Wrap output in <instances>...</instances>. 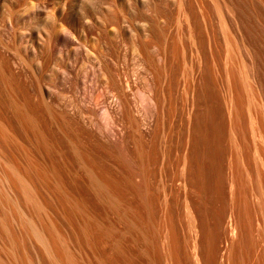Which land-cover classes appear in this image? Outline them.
Masks as SVG:
<instances>
[{
	"label": "bare ground",
	"instance_id": "bare-ground-1",
	"mask_svg": "<svg viewBox=\"0 0 264 264\" xmlns=\"http://www.w3.org/2000/svg\"><path fill=\"white\" fill-rule=\"evenodd\" d=\"M160 1H162L163 5L166 2V0H165V2L163 0H160ZM182 1H185V0H177V2L179 3L178 5L180 7V8H178L179 9L178 15L180 16V18L182 17L184 19V21H183V19L181 18L182 19L181 21L183 23H181V21L179 20V22H180L179 24H181L179 27H181L185 22L186 26H187L186 28L188 29L187 31H189L188 32L189 37L195 38L196 37L195 36L196 31L194 29L195 23H193L194 21L192 19L193 18L192 17L193 12L192 13L190 12V11H192V9L185 6V3ZM156 2L154 0H126V2L124 3L125 6L127 7V9H126L127 12L125 11L126 14L120 10L119 11L121 13L118 11V7H117L118 3L115 0H42L41 3L37 4V6H33V7L28 8L27 10H25L24 14L20 13V10H15V8H17V7L13 3L9 4L8 6L5 5V7L2 6L0 8V142L1 143L5 142L4 144H6V142L11 143L13 141L12 143H14V141H16L17 135H20L17 133V130H18L21 134H23L29 140L31 147H33V151H32L33 153L31 151H29L27 153V151L24 152V150H23V152L26 154L25 157L27 158V165L26 164H25L26 166L23 165V167L25 166L24 168H22L20 166L21 163L20 164L18 163L22 159L17 162L16 160H12L11 158H8V159H10V161L6 162L8 168L6 167L7 168L6 171L4 172V174H2L3 175L2 181H3V183L6 184L7 189H9L11 191V193H13L12 202L14 201L13 203L15 204L18 211L19 210L21 211V213L25 212V211H22L23 209H28L29 211L33 210L32 214L34 216L35 215L34 211L38 213V209L44 210L46 207L45 206L46 205L45 200H47V198H44V195L48 196L49 198L52 197L50 200L57 199V201H58L60 199L61 201L65 202L66 206L64 204H63V206L60 204L63 209L68 207V209H65V210L62 209L63 212L61 211L64 215L63 219H66L68 221L69 226L72 225L73 228H74V226L76 227L75 228L76 233H75L74 237L76 238L77 242L78 241L80 242L78 244H80V245L83 244V246H86L87 249H90L93 252V254L94 253L97 254V255L95 254L96 257L98 258L96 261L97 262L96 264H139L140 262L138 263L137 261L138 260L140 261V259L139 258H138V260L135 259L136 257H139V256L142 259L144 257L143 264H158L157 263L158 259H156L158 256L155 254L157 256L155 258L154 254L152 253V250H154V251L156 250L155 246H154V249H152V246L154 244L150 243L151 242L150 239H151L153 234L151 236H148L147 232H148L149 228L147 229L146 226L144 225L145 229H147L145 232L143 230L144 227L143 228L141 227L143 225L139 226L141 223L144 224L146 221L141 222V220H143V219H140V221L138 219V222L137 221L134 222L135 218H134V215H132V214H134V213L136 214L135 215L136 219L139 218L138 216L141 215L139 213V210H137L138 205L135 209L134 208L135 206L133 207L132 203H131V207L128 206V210H126L127 213H130V212L132 213L131 216H133V218L131 216H128L127 213L124 214L125 219L123 218L124 221H127V222H124V224L127 223V225L129 226V228L128 227L126 228L127 225L126 226L124 225L126 230L125 229H123V230H125L126 232H129V233H127V235L130 234L128 236H131V238L133 239L132 244L130 243L131 238H129L130 242H128V240H127L128 238H127L125 240L126 242L122 243L121 242L122 240H120L122 238L119 239V237L117 236L118 237L117 239L120 242H117L118 240L115 241L114 236H116V235L114 233H117V232H114V229L116 228L114 226V224L116 223L115 222L116 220H114V218H116L117 221L119 219H121L122 211L120 210V204L123 200H126L129 196H131L130 194H131L132 188H133L132 187L133 186V180L131 181L129 178L125 177L124 175H122L120 173L115 174L114 172H116V171L111 172L110 170H108L109 169L108 167H107V169H105L106 165H105V167L102 165V162H104V161H109V162L112 161V163H114L118 157L121 158L122 153H118V155H116L115 153H117L119 151V150L117 151V149L120 147L119 146L120 142L122 144V142H124L125 139L130 138V140H131V137H129V136H133L132 140H133L134 144L139 141V139H137L138 141L136 140V137L134 134L137 132L138 129H140V127L146 126L148 124V121L150 118V113H148L146 111L145 106L143 107L142 101H141V103H139L136 100L135 101L132 100L133 99L132 96H134V90H135L133 83H132V79H131L132 77L130 78L129 75L121 72L122 71L121 69H115V70L112 69L111 68L112 66H110L109 63L106 62L107 59H104V57L107 58V56L103 57L104 52H103V54L102 53L100 54V52L96 51L99 54V55L97 54L98 56H96V57H98L99 59L97 58L98 62L96 63V66L94 65L96 68H94L92 66L93 64H91L90 68L93 67L94 69L92 68L93 70H91V71L88 70L89 72L88 71L84 72L85 68H82L81 67L82 65L80 67H78V64L80 61L79 59L81 56L85 57L83 54H85L86 57L90 55L91 51L89 50L90 47L88 46L87 42H89L90 36H92V34H93V37H95L94 34L96 35L95 38L98 40V42L100 40V43L102 45L107 43L103 47H107V45L110 46L111 49L116 51L117 56H119V57L121 55V51L123 49L126 50L125 48L128 46L129 47L128 50H130V53H131V58H130V62H131L130 67H132L131 68V70H132L131 74H132V76L139 77L142 80V83H143L142 88L144 89V93L142 96H144L146 98V100L149 103V106H151L152 109L154 108L153 111H156V113H159L158 111L160 110V113H161V111L163 110L162 111L163 116L165 114H166V116H168V114L170 113V109L173 106V104H172L173 102L171 103V97L169 95L171 90H173V89H171V82L174 81V79H176V77H175L176 74L174 75L173 71L175 68V64H177L176 62L179 61L178 63H180V58L178 57L180 55L179 49H178V43L176 44L174 42H176L178 40V38L180 37V34H179V36L176 35V36H178L176 38L177 39L176 41H175V39H174V41H170L171 38H169V35L167 36V34L161 28H159L158 25H156L155 22L157 20L150 18L153 16H151V14H149V13L151 11L153 13L156 12V10L159 9L158 8L159 6H156V5L158 3L161 4V2H158L157 4H156ZM49 4H51L52 7H50ZM27 5H29V4H27ZM141 7H145L148 10V12H149L148 15L146 14L147 13L146 9H142ZM190 7L192 8V5ZM111 8L113 9L112 13H111ZM125 8H123L122 10H124ZM188 8L190 9V11ZM110 25H113V28ZM110 27H111V29H110ZM178 31H177V33H178ZM193 34H194V36H193ZM196 39L193 40L191 38V41L193 40V41L197 42ZM103 47H102V50H103ZM180 49H181V46H180ZM102 50H99V51H102ZM113 50H112V52H113ZM107 51H108V49H107ZM116 53L114 52V54H116ZM197 53H198V51H197ZM122 54H123V51H122ZM105 55H106V53H105ZM182 56H183V54H182ZM123 58H124V56H123ZM177 58L179 60H177ZM198 58H200V57H198ZM81 59H82V57H81ZM110 60H112V59H110ZM124 61H125V59H124ZM203 61H205V60L203 59ZM192 64H194V62H192ZM113 65H115V64H113ZM177 65H179V64H177ZM119 66H118V68H119ZM121 66H122V64H121ZM201 67H204V66H201ZM176 68H175V71L178 74V69H176ZM185 68H186V66H185ZM192 70H193V67H192ZM192 70H190V71H192ZM194 71L195 70H193V72ZM83 72H84V74H83ZM126 72L127 71H125V73ZM193 72H190V73L192 74ZM200 72H202V71H200ZM227 72H229V71H227ZM227 74L230 75V72ZM231 74L233 75V73H231ZM192 75L195 76L194 73ZM232 75H231V77H233ZM172 76H174L173 77L174 79L172 78ZM194 76H192L193 77L192 80L190 79L191 82H190V80L187 82L188 84L190 82L189 93H191L192 98H194L198 95V93H195V91L199 85L197 81L196 82L198 85L195 84L196 78ZM189 77L192 78L191 76H189ZM231 77H229V80H230L229 84H226L227 87L229 86V88H226L228 90L229 94H228V98L226 96L227 102L225 104L226 105L225 108L227 110V112L226 111L225 112L228 114L227 117H229V119H230V120H228L229 122L231 120L232 121L235 120L234 116H236L235 115L236 110H237L236 107L238 104V101H237L238 97L234 93L236 90H235V87L233 86L234 83L231 81L232 79H230ZM171 78L173 79L172 81H171ZM201 79H203V78H201ZM180 80H182V78ZM229 80L227 79V81H229ZM184 82H186V81H184ZM204 83H205V81H204ZM230 83H231V85L233 84L231 87H230ZM176 84H177V82H176ZM206 84L208 85V81L206 82ZM195 86H197V87L195 88ZM185 87H188L187 84ZM210 87H211V85H210ZM99 88H101V89L98 91ZM207 89H209V88L207 87ZM212 92H214V91H212ZM195 94H197V95L195 96ZM210 94H211V92H210ZM186 95H187V93H186ZM167 96H168V98H167ZM191 96L189 95L187 97L191 98ZM191 99H189V101ZM194 99H193V102L196 101ZM176 100H177V98H176ZM211 100H213V99L211 98L210 101ZM143 101H145V100H143ZM166 101H167V103H166ZM199 101H201V100H199ZM205 101H206V99H205ZM210 101L208 99V102H210ZM225 101H226V99H225ZM215 104H216V102H215ZM215 104H214V106H215ZM100 105H102V106L100 107V110H99L98 106H100ZM193 105H194V103H193ZM209 105H208V107H209ZM217 105H218V103H217ZM202 106H203V104H202ZM218 107L216 106L215 108H213L214 109L212 111L213 115L209 113L210 114L209 117L213 116L212 119L215 118V120H213L214 122H212V123L214 125L213 130L215 131L216 137L218 136L219 131L221 129V122H219L220 118L217 119L218 114H219L218 111H221V110H218ZM187 108L190 109L189 106ZM193 108L194 107L191 106V109L187 113L188 114L187 121H188V133H189L188 137L189 138H190V135H191V137L193 135L191 130L192 131L194 130L193 129L194 122H195V119L197 116L195 114L197 112V110H194ZM206 108H207V106H206ZM166 109H167V112L164 113V111H166ZM173 109H175V108H173ZM182 109H184V108H182ZM188 109H186V110H188ZM205 111H206V109L204 110V113H205ZM176 112H177V110H176ZM207 112H209V111H206V116H207ZM197 113H199V112H197ZM170 114H172V113H170ZM170 114H169V117H171ZM100 115L102 116L103 119H100V117H99ZM153 115H155V114H153ZM158 115H160L158 117L161 118L162 115L161 114H158ZM166 116H164V119H163L164 123L166 122L165 121L166 118H168ZM237 117L238 116H236L235 121H237ZM199 119H200V116H199ZM170 121H171V119H170ZM235 121H234V123H236ZM155 124H157V123H155ZM205 126H206V124H205ZM15 127H17V130L15 129ZM120 127H122V130L125 129V133H126V129L127 130L130 129L129 130L130 132L134 129L133 131H136V132L135 133L133 132V134L131 133L132 135H129V136L127 134V137H129V138H125L126 134L123 133L124 130L122 132L123 134L121 133ZM142 130L138 131V132L139 133L141 132V134L143 136L144 133H142ZM199 130H200V128H199ZM147 132H148V130H147ZM152 133H154V132H152ZM202 133H203V131H202ZM74 136L75 137L77 136V138H79V141L77 143L80 145V148L77 147L78 144H74L76 142V141L74 142V140H76ZM139 136L141 139L142 136L141 135H139ZM196 136H198V135L196 134ZM73 137H74V140H73ZM143 137H142V139H143ZM216 137H214V138H216ZM62 139L66 140L65 143H68L71 145V146H69V148L72 147L71 152L72 151L74 152L73 154L75 155L77 166H78L79 170L82 172L83 181L86 184L85 186H87L90 194H87L86 191L84 193H82L81 192L82 190L80 192H75L76 190L78 191V189L73 191L72 187L75 186L73 181L71 183V184H73V186H70L67 183L69 181L66 182L65 179L63 178L62 172L60 169V165H61L60 162H62L63 168H64V166H66V165H64V164H66V162L63 161L62 155L60 153V151H61L60 150V148H61L60 147V141H62ZM168 139H170V138L168 137ZM192 139H193V137H192ZM192 139L190 138L191 141H192ZM186 140H188V139H186ZM190 140H188V142L191 143ZM217 140H218V137L214 141H217ZM126 141L123 144H125ZM18 142H20V141H18ZM127 142H129V140ZM159 142H161V141H159ZM163 143H165V142H163ZM191 144H190V146H191ZM138 145L141 146V144H139V143H138ZM188 146H186V147L188 148ZM190 146H189V148L191 149ZM216 146L219 148L218 144ZM121 147H122V145H121ZM149 147H150V145H149ZM170 148H172V146ZM28 149L29 148L27 147V150ZM136 149L138 151V146ZM142 149H144V147H142ZM217 149H216V151L218 152V155H219L220 150L218 151ZM139 151H140V148H139ZM143 152L145 153V149ZM7 153H9V152H7ZM144 153L142 156H144ZM147 153H149V152H147ZM168 153H169V155L171 154L169 151H168ZM168 153H166V154H168ZM137 154H139V153L137 152ZM139 155L141 157V154H139ZM183 155H184V157L182 159L183 160V162H182L183 163V170L182 171H183V175L185 174L184 175L185 177L183 175L181 177H184V180L186 182L185 183H183V181H180V182L182 183V187H185L188 185V183L193 181L192 176L194 175L193 177H195V173L193 172V170H194L193 168L195 167L194 166L195 163L192 161L193 160L192 156L190 157L188 152H186V153L184 152L182 154V156ZM134 156H135V154H134ZM145 156H146V154H145ZM153 156H154V154H153ZM7 157H10V156H7ZM219 157H221V156H219ZM4 159H6V158H4ZM143 159H145V158H143ZM169 159H170V156H169ZM216 159H217V157H216ZM217 160H219V159H217ZM94 162L98 163V164H96V166H94L95 165ZM117 162H118V160L116 161V163ZM99 163H101V165H99ZM105 163H107V162H105ZM105 163H103V164H105ZM109 164H111V163H109ZM217 164L219 165V162ZM140 166H141V164H139V167ZM139 167H138V169H139ZM66 168H64V169H66ZM141 170L143 171V168H141ZM141 170H139L140 171L139 175H140V178L143 180L141 181V179H140L141 182L139 181V184H143L144 180L146 181V179H145L146 177H144V175H145L144 171H143V174H144L143 178L141 177V175H142ZM220 170L221 169H219V172H220ZM139 171L137 173H134V174H137L136 176H138V177H139V175H138ZM230 171H231V168H230ZM73 173H74V171H73ZM217 173H218V171H217ZM234 173L235 172L231 173L234 176L228 177V180L230 179L229 180V183H230V190L229 191H230V195H231V202L229 203V211H228L229 215H228V219L226 221L225 228H224L227 232L225 233L226 234L225 235L226 236L225 237L226 238V240H225L226 244L223 241V244H225L223 251H221L222 249L218 250L217 249L218 246L216 244L213 246L208 245L210 247V249H207L208 246L206 248L207 244L205 243V241H203L204 244L201 242V240H204V238L202 239V235L204 236L203 232H204L205 227H207V225L206 226L203 225L204 223L202 224V220H204V219H203V217H201L202 215H200V214L203 212L199 213L202 209L201 210L199 209L200 211H198L197 208L200 206L195 207V205H192L193 203L196 204L195 201L193 202V200H190L191 201L190 202L189 201L190 197L188 198V197L184 196L185 198H188V200H186V201H189L188 202L189 204L188 203L187 204L190 205V203H191L190 207H188V205H187V207H188L187 209L190 208L188 210L189 211L188 213L191 215V218H190L191 220L189 219L191 221V225H188V226L191 228L190 233L192 232V235H190V236H192V237L188 241L190 244H187V245H190V247L188 246L189 249L187 250V254H186V251H184V250L182 252L183 253L185 252V253L182 254L180 244H181V241H183V240L179 239V233H177L178 229L176 228V226L174 225L175 229H176V230H174V229H172V227L171 228L170 227H167V228L164 227L163 228L159 225L162 228V230H164L163 231L164 234L162 235V238H161V246L162 247H160L161 251L163 249L162 252H164V255H163L164 257L161 255L162 253H160V255L162 256L161 260H164L163 262H165L163 264H187V263L188 264L189 263L190 264H237V263H239L238 262L239 258L243 257L242 259L243 260L245 259L244 257H246V256H242L243 254L241 255V252L243 249H244L243 251H245V249H247L246 246L248 244H247V242H245L244 245H246V244L247 245L244 247L243 245L238 243V241L240 238L241 243L244 242L243 241L244 239L241 238L243 236V233L246 234V237L248 239H251L250 237H248L249 235L247 236V233H246L247 230H246V232H243V229H244L243 226L246 224V225H248L247 227L251 228L252 226L250 227L249 225L252 222H254V220L252 219L253 220L252 221L251 219H249L251 221L250 224L247 223V222H250L248 219H247L248 221L246 222V218H250L249 217L250 213L247 214V212L249 211L248 210L246 212V215H245V216H247V215L248 216L245 217L243 215L245 217V219L243 220L244 222L242 221L244 223L243 226L241 225L242 223L240 222V220L243 219L242 218L243 217L242 216L243 211H240V210L244 207V205L242 206L240 204L243 203L241 197H243L244 192L242 191L243 193H242V196H240V204H238L239 199L237 198L238 197L237 195H239V193L237 194V192H239V191L237 190V187H238L237 183H236L237 178L236 179L234 178L237 174L235 175ZM231 174L229 173V175H231ZM223 175H224V173H223ZM218 177H219V174H218ZM78 178H80V177L77 176L76 179H78ZM133 179H134V177H133ZM218 179H220V177ZM80 180L81 179H79V181ZM195 181H196V179H195ZM238 182H240V181H238ZM80 184H79V186H80ZM145 184H143V185H145ZM191 184H193V182ZM219 184H222V183L220 182ZM143 185L141 186V188L143 187ZM216 185H217V188L220 190V188L218 187L219 185L217 183H216ZM189 186L191 187L190 184H189ZM228 187H229V184H228ZM76 188H77V186H76ZM144 188H145V186H144ZM186 189L187 188H185L184 190L186 191ZM191 189L193 190V188H191ZM201 189H202V187H201ZM218 189H217V191H218ZM246 189H245V191H246ZM133 190H135V189H133ZM145 190H143L142 193H144ZM188 190H189V187H188ZM188 190L186 192L187 194H188ZM203 191H205V190H203ZM6 192H7V190H6ZM147 192H149L148 189H147ZM246 192H248V191H246ZM119 193L122 194L121 195L122 197H123V194L128 195V197L126 198V196H124L125 199H123L120 196V198H119ZM183 194H184V191H183ZM187 194H186V196H188ZM246 194L247 193H244V198H243L244 200L247 196ZM88 195L92 196V198H91L92 203H95L96 201H98L101 204L100 205L96 202L99 205V208L100 207L104 208V209L101 208L102 209L101 211L103 214H105V217L102 215L101 212H99V213H101V215L104 218L102 216L101 217L99 216L100 215L98 213L99 209H97L98 207H96V203H95V206L93 205L94 209L91 207V203H90L91 201H90V199H89L90 197H88ZM222 196H224V194ZM53 197H57V198H53ZM143 197H144V195H143ZM93 198H94L95 202H93ZM7 199H8V197H7ZM130 199L131 198L129 197V200L128 199L127 200L130 201ZM193 199H195V198H193ZM236 199L238 200V202L236 201ZM144 200H147V199H144ZM63 202H60V203H63ZM130 202H127V203L125 202L126 206L130 205ZM244 202H247V200H245ZM247 203L246 204L244 203V204L247 205ZM49 204H50V202L48 201V205ZM142 204H144V202ZM236 204H238V205H236ZM165 205H167V204H165ZM239 205L242 206L241 209H240ZM11 206H12V204H11ZM236 206H239L238 207L239 211H240L239 213H242L241 214L242 219L240 218V220L238 218V208ZM247 206L249 207V205H247ZM23 207H25V208H23ZM57 207H58V205H57ZM95 207H96L97 211L95 210ZM132 207L134 210L132 209ZM227 207H228V205H227ZM46 208L48 209V207H46ZM5 209H7V208H5ZM243 209H246V206ZM248 209H250V208H248ZM103 210H105V212H103ZM168 210H169V208L167 209V214L170 212V211L168 212ZM246 210H244V211H246ZM3 211H5V210H3ZM46 211L47 210H45V213L43 212L45 215H46ZM128 211H130V212H128ZM133 211H134V213H133ZM137 211L140 215L139 214L137 215ZM141 211H142V209H141ZM204 211H205V209H204ZM8 213H10V212H8ZM23 213L21 216L24 215ZM40 213H42V212H40ZM186 213H187V210H186ZM109 214L114 215V218L111 219L112 217L110 218L111 215L109 216ZM166 215H164L165 216V220L163 219L164 222L167 221L166 218L170 217V215H167L168 217ZM190 215H189V217H190ZM3 216L0 215V231H1V233L6 235L7 243L6 242L4 243L5 244L4 250L0 249V251L1 250H2L1 252L5 251L6 252V258H8V259L6 260L2 257L3 253L5 255V252H3L2 254H0V264H34L33 261H31L30 259H29L30 260L29 261L26 258H24V256H23V254H24L23 251L25 252V250H23L25 248L23 245L26 244L25 237L23 236V234H22V236H20V235L17 236L16 235L17 233L14 234L15 230L13 231L14 233H12V229L10 227V224L8 223L9 217L6 219ZM106 216L109 217L111 220H114L115 223L112 221L113 226L111 225V223H112L111 221H110L109 225L107 226L108 221L106 222V219H105ZM28 217H31V216H28ZM25 218H27V217H25ZM25 218H23V219H24V221L27 220V221H25V225L27 226V229L30 233V234L29 233H27V234L32 235L34 238H36L37 240L40 241V243L44 249L43 251H45L44 253H46L48 261L50 262L49 264H74V261H72L73 258L71 257L72 254L70 256H68V253H67L68 251H66V248L68 247L67 241H65V240L61 241L64 238L60 239L61 233H60V235L58 233V229L60 227L58 228V225L56 226V224H55L56 221L53 222L50 220V223L47 222L46 224L44 223L45 225H42L41 223L37 224V222H38L37 220H36L37 222L35 223L34 222L35 219L33 220L32 218H28V219H25ZM36 218H41V216L36 217ZM43 218L41 220H43ZM100 218L102 220H105L106 226H104V224H103L104 222L103 221L101 222ZM9 219H11V218H9ZM19 219L23 220L21 218H19ZM46 219H47V217H46ZM49 219H51V218H49ZM171 219H174V217L169 218V220H171ZM209 219H207V220H209ZM218 219H216V221ZM16 220L17 219L15 218V221ZM20 220H19V222H20ZM67 221H66V223H67ZM9 222H10V220H9ZM12 222H14V219H12ZM12 222H11V224H12ZM169 222H171V221H169ZM21 223H24V222L21 221ZM136 223H139V225ZM216 223L219 224L221 222L218 223V221H217ZM216 223H214V224H216ZM117 224H116V226H117ZM174 224H175V221H174ZM188 224H189V222H188ZM167 225L170 226L169 224H167ZM72 226H71V228H72ZM163 226H164V224H163ZM216 226L215 227L213 226L211 228H212V230L218 232L217 231L218 228H216ZM220 226H222V225H220ZM220 226H218V227H220ZM21 227H22V225H21ZM120 227H122V226L120 225ZM202 227H204V228L202 229ZM208 227H210V226H208ZM223 227H224V225L222 226V228L221 227L220 228L223 229ZM247 227H246V229H248ZM130 228L133 231H134V228H137L138 231L135 230V234H136L135 237H136V239L141 237L140 239L143 241L142 244H140L141 243L140 239H138L140 243L137 242L138 240L135 239V237H134L135 234H133L134 232H132V230H130ZM221 229H219V230L221 231ZM117 230H119V232H122L119 228L116 229L115 231H117ZM128 230H130V231H128ZM72 231L75 232L74 229ZM125 231H123L122 233H124ZM126 232L124 235H126ZM160 232L162 234V231H160ZM207 232H209V231H207ZM216 232H215V234H216ZM248 232L251 233V231H248ZM24 234H26V232ZM117 234H119V233H117ZM137 234H139L140 237H137L138 236ZM251 234H253V233H251ZM216 235L218 236V234H216ZM61 237H63V234L61 235ZM187 237H188V234H187ZM210 237H211V235H210ZM214 237H216V236H214ZM246 237H243V238H246ZM27 238H29V237H27ZM211 238L214 239L213 237H211ZM211 238L209 239V241L211 240L212 242L210 241V243H213V240ZM217 238H215V239H217ZM158 239L160 240V238H158ZM207 240H208V238L206 239V241ZM155 241H156V239H155ZM155 241H154V243H155ZM209 241H207V243ZM218 241L222 242L220 239ZM236 241H237V244L239 246L240 245L243 246V247H239L240 250H239L238 246H236L238 248V250L241 251L239 253V255L237 254L238 253L237 248H235V242ZM109 242H111V243H109ZM214 242L217 243L215 240H214ZM125 243H127V244L130 243V246H129V244L126 245ZM136 243L137 244L139 243L141 246L140 250H138V252L141 251V255L138 254L139 256L135 255L136 253H138L135 248H137L139 246V244H138V246H136L137 245ZM64 244H66V245H64ZM108 244H111L112 246L108 245ZM122 244L123 245L125 244L126 246L125 245L123 246ZM151 244H153V245L151 246ZM106 245H107V248H109V246H110V248L107 250L108 252L105 250ZM131 245H132V247H134V250L131 247ZM203 245H205V250L206 249L209 250V251L206 250L207 253H205V251L203 252V247H204ZM65 246H67V247L65 248ZM215 246H217V247H215ZM218 248H220V247H218ZM221 248H222V245H221ZM241 248H242V250H241ZM90 250H89V252H91ZM261 250H263V249H261ZM247 251H248V249H247ZM134 252H136V253H134ZM246 252L244 255H247ZM262 253H263V251H262ZM185 254L187 257L185 256V258H183ZM95 255H94V257H95ZM96 257H95V259H96ZM247 257H249V255ZM261 257H262V255H261ZM30 258H31V256H30ZM32 259H33V257H32ZM142 259H141V262H142ZM144 261H146L147 263H145ZM242 261L240 259V263ZM262 261H263V259H262ZM245 262L246 261L244 260L242 263L245 264ZM247 263H248V261H247ZM260 263H262V262H260ZM39 264H41V262ZM76 264H77V262H76ZM94 264H95V262H94Z\"/></svg>",
	"mask_w": 264,
	"mask_h": 264
},
{
	"label": "rangeland",
	"instance_id": "rangeland-1",
	"mask_svg": "<svg viewBox=\"0 0 264 264\" xmlns=\"http://www.w3.org/2000/svg\"><path fill=\"white\" fill-rule=\"evenodd\" d=\"M115 1L118 3V5L120 4L119 6L117 5L118 11L120 10L126 14L127 7L124 4L126 2V0H115ZM154 1L155 2L157 1L156 4L158 2H161V4H162L161 5L160 3H158L156 5V6H159L158 7L159 9H157L156 12L153 13L151 11L149 13L145 7H141V8L146 9L147 15L149 13V14H151V16H153L150 18L157 20L155 22L156 25H158V27L161 28L167 34V36L169 35V38H171L170 41H174V39L176 41L177 40L176 38L180 34V37L178 38V40L176 42H174L176 44L178 43V49H179V54H180L178 56L180 58V63H178L179 62L178 61L176 63L179 65L175 64V68L177 67L176 69H178V74L180 76L177 74V72L175 71V68H174L173 74L174 75L176 74L175 75L176 79H174L173 78L174 76H172L174 81H172L173 79L171 78L172 82L171 81L170 82H171V89H173V90H171V92L169 94L171 97V103L173 102L172 103L173 106L170 109V113H172V114L169 113L171 117H169L168 113H167L168 116H166V114L164 115V116L168 117V118L165 117L166 118L165 123L163 122V119H164V116L162 114L163 110L161 111V113H160V110L158 111L159 113H156V111H153L154 108L152 109L151 106H149V103L146 100V98L144 96H142L144 93V89L142 88L143 87L142 80L139 77L132 76V74H131V71H132L131 70L132 67H130L131 66L130 65L131 53H130V50H128L129 47L127 45H126L127 47L125 48L126 50L123 49L122 50L123 54L121 51V55L119 57V56H117L116 51L111 49L110 46L107 45V47H103L107 43L106 44L103 43L104 45H102L100 43V40L98 42V40L95 38L96 35L94 34L95 37H93V34H92V36H90L89 42H87L88 46L90 47L89 50L91 51L90 55L86 57V55L83 54L85 57L81 56L82 59H81V57L79 59L80 61H79L78 67H80L82 65L81 67L85 68L84 72H86L88 70L91 71L94 68H96L95 66H96V63L98 62V60H97L98 57H96V56H98L99 54L97 52H100V54L101 53L103 54V52H104L103 57L107 56V58L104 57V59H107L106 62H108L109 65L112 66L111 67L112 69H114V70L115 69H121L122 70L121 72L129 75L130 78L132 77L131 78L132 83H133L134 89L136 90V91L134 90V96H132V98H133L132 100H134V101L136 100L139 103H141V101H142L143 107L145 106L146 111L148 113H150V118H149L148 124L146 125L147 127L143 126L137 130V132H138V131H141L143 129L142 133H144V135H143L144 137L142 136L141 132L140 133L138 132L139 133L138 134L136 131H133L134 129L131 132L129 131L130 129L129 130L126 129V133H125V129H123L124 130V132H123L122 127H120L121 129L120 128L119 129L121 130V133L123 132L126 134L125 138L131 137V140H130V138L129 139L124 138L125 141L129 140V142L126 141L125 144H123L125 141L122 142V144H121V142L119 143V146L121 147V145H122V147L121 148L119 147L117 149V151L118 150L119 151L115 154L118 155V153H122L121 158L120 157H118L117 159L115 158L116 160L114 159L115 160V162L113 161L114 163H112V161L111 162H109V161L102 162V165L104 167L106 165L105 169H107V167H108L109 168L108 170H110L111 172L116 171V172H114L115 174L120 173V174L124 175L125 177L129 178L131 181L133 180V186H132L133 188H132V192L130 194L131 196H129L131 198L130 199L131 202L128 201L129 200L128 195L123 194V197H122L121 196L122 194L119 193V198H120V196L123 199H125L124 196H126V198L128 197L127 198L128 200L126 199L127 201L123 200V199L122 200L124 202L120 201L121 202L120 210L122 211V213L121 212L120 213H121L122 217H121V219H119L117 221V219L114 218V215L109 214V216L111 215L110 218L112 217L111 219L114 218V220H116L115 221L116 223H115L114 220H111L109 217H107L108 215L106 214L107 216L105 219H106V222L108 221L107 226L109 225L110 221L111 222L113 221L115 223L114 226L116 227L114 229V232L119 233V234L114 233L116 235V236H114L115 241H117L118 240L117 238L119 237V239L122 238L120 240H122L121 242L124 243V242H126L125 240L128 238L127 239L128 242L131 241L130 243L132 244L133 239L131 238V236H128L130 234L127 235V233H129V232L125 231L126 229H125L124 225L126 226L127 223L124 224V222H127V221H124V219H125L124 214L127 213L126 210H128V206L131 207V203H132L133 207L135 206L134 207L135 209L138 205L137 210H139V213L141 214L140 215L137 211V215L138 214L140 215V216H138L139 218L136 219V217H135L136 214L134 213V211H133L134 214H132L130 211H128L130 213H127V214H128V216H131V214L134 215V218H135L134 222H136V221L138 222V219H139V221H140V219H143V220H141V222L146 221L144 224L141 223L139 225L140 222L136 223V224H138L139 226L143 225V226H141L142 228L144 227V225L146 226L147 229L149 228L148 232L149 231L150 232L149 233L147 232V235L151 236L153 234L151 239L150 238L149 239L151 241L150 243L154 244V245L151 244V246L153 245L152 249H154V246L156 249L155 251L152 250V253L154 254L155 258L158 256L156 258V259H158L157 263L163 264L165 262H163L164 260H161L162 259L161 257L164 255V252H162L163 249L161 251L160 247H162L161 246V238H162V235L164 234V232H163L164 230H162L161 227H163V228L164 227L165 228H167V227L171 228L172 227V229L176 230L175 229V226H176V228L178 229L177 233H179V239L183 240V241H181V244H180L181 252L184 250V251H186V254H187V250L190 247V245H187V244H190L188 241L192 237V236H190V235H192V232L190 233L191 228L188 226V225H191V221H190L191 215L188 213L189 212L188 210L190 208L189 209H187V208L190 207V205H191V203H190V205H188L189 204L188 202L190 200H193V202L195 201L196 204H194L192 202L193 203L192 205H195V207L200 206L197 208L198 211H200L202 209L199 212V213L203 212L200 214V215H202L201 217H203V219H204V220H202V224L204 223L203 225H205V226L207 225V227H205L204 232H203L204 236L202 235V239L204 238V240H201V242L204 244L203 241H205V243L207 244L206 248L208 245L213 246L216 244L220 248H218L217 246H215V247H217L218 250L222 249L221 251H223L225 244H226V241H225L226 240V238H225L226 234L225 233L227 232L224 228H225V224H226V221H227L228 215H229L228 214L229 213L228 212L229 211V203L231 202V195H230V191H229L230 190V183H229L230 179L228 180V177L234 176L231 173L235 172L234 174L235 175L237 174V175L234 178L235 179L237 178L236 183H237V186L239 187V188L237 187V190L239 191V192H237V194L239 193V195H237L239 202L237 199H236V201L238 202V204H240V196H242V193L244 192V193H247L246 194L247 199L245 198V200H247V202H248V203L244 202L245 200L243 199L244 198V193H243V197H241L243 203L241 202L242 204H240V205H242V206L244 205L243 208H245V206H246L247 210L243 209V208L241 209L242 206L239 205L240 209H241L240 211H243V214L239 213L240 212L239 208H238L239 206H236L238 208V218L240 220V218L243 215L245 216L246 212L249 210L247 212V214L250 213V216H249L250 218H246V222L249 219L254 220V222H252V223L250 220H249L250 222H247L248 224L251 223L249 226L250 227L252 226L253 228L247 227L248 225H246V224L243 226V224H244L243 220L248 215L245 217L243 216L242 217L243 219L241 218L242 220H240V222L242 223L241 225L244 228L243 232H246V230H247V232H246L247 236L249 235L248 237H250L252 240L248 239L246 237V234H244V233H243V236L241 237L242 239H244L243 240L244 242L241 243L240 238H239V241L236 239L238 241V243H240L244 247L248 244L246 246L248 251H247V249H245V251H243L244 249L242 250V248H241L242 252L239 251L240 250L239 247H243V246H241V245L239 246L237 244V241L235 242V248H237L236 246H238V248H239V250L237 248V250H238L237 254L238 255L241 252V255L243 254L242 256H246V257H244L245 258L244 260L246 261L245 264H250V263L251 264H263L264 263L263 262L264 261V256H263L264 255V244H263L264 243V0H185V1H182L185 3V6L192 9V11H190V9L188 8L191 13L193 12V16H192L193 18L192 19L194 22L193 21L192 22L195 23L194 29L196 31V33H195L196 37L195 38L191 37V38L193 40H195L197 38L196 39L197 42L193 41V40L191 41V38L189 37V34H188L189 31H187L188 29L186 28L187 26H186L185 22L181 27H179L181 25V24H179L180 23L179 20L181 21L183 18L181 17L182 18L181 19L180 16L178 15L179 14L178 8H180V7L178 5L179 3L177 2V0H166V2H165V0H163L166 3V4L164 3V5H163L162 1H160V0H154ZM41 2H42V0H0V8L2 6L5 7V5L8 6L9 4L13 3L17 7V8H15V10H20V13L24 14L25 10H27L28 8L33 7V6H37V4H39ZM27 4H29V5H27ZM189 5L190 6L192 5V8ZM49 6L52 7L51 4H49ZM123 8H125V9L122 10ZM112 12H113V9L111 8V13ZM183 21H184V19H183ZM181 23H183V22L181 21ZM110 26H112V28H113V25H110ZM110 29H111V27H110ZM177 31H178V33H177ZM176 35H178V36H176ZM193 36H194V34H193ZM180 46H181V49H180ZM102 47H103V50H102ZM107 49H108V51H107ZM99 50H102V51H99ZM112 50H113V52H112ZM197 51H198V53H197ZM114 52L116 54H114ZM105 53H106V55H105ZM182 54H183V56H182ZM123 56H124V58H123ZM198 57H200V58H198ZM93 58L94 59L96 58V59L94 60ZM110 59H112L113 61ZM124 59H125V61H124ZM203 59L205 61H203ZM177 60H179V59L177 58ZM192 62H194V64H192ZM91 64H93L92 65L94 67V68L92 67L93 69L90 68ZM113 64H115V65H113ZM121 64H122V66H121ZM118 66H119V68H118ZM185 66H186V68H185ZM201 66H204V67H201ZM192 67H193V70H195L194 72L192 70ZM190 70H192V71H190ZM125 71H127V72L125 73ZM200 71H202V72H200ZM227 71L230 72V75L227 74V73H229ZM84 72H83V74H84ZM190 72H193L195 74V76L192 75L193 73L191 74ZM231 73H233V75ZM231 75L233 77H231ZM189 76H191V77L194 76L197 79V80L195 79V84L196 85L199 84L198 87L195 86V88L197 87L195 93H198V95L195 94V96L196 95L198 96V97L196 96L197 98L194 97L195 99L192 98L191 93H189V84H190L191 80L193 79V77L190 78ZM229 77H231L230 79H232L231 81L234 83V85L233 84L232 85L235 87L236 91L234 89L233 90L235 91L234 93L238 97V100H237L238 104L236 107L237 110H236V114H235L236 116H238L237 117L238 122L235 121L236 116H234L235 120H233V121L231 120L232 122L231 121L229 122L228 120H230V119H229V117H227L228 114L226 113L227 110L225 108L226 107L225 104L227 102V98H228V94H229L228 90L226 89V88H229V86L227 87L226 84H229V82H230ZM181 78L183 81L180 80ZM201 78H203V79H201ZM227 79L229 81H227ZM189 80H190V82L188 84L187 82ZM184 81H186V82H184ZM196 81L198 82V84ZM204 81H205V83H204ZM207 81H208V85L206 84ZM176 82H177V84H176ZM231 83H230V87L232 86ZM186 84L188 87H185ZM210 85H211V87H210ZM207 87L209 89H207ZM100 89L101 88H99L98 91ZM212 91H214V92H212ZM210 92H211V94H210ZM186 93H187V95H186ZM188 94L191 96L192 99L190 97H187V96H189ZM226 96H227V98H226ZM167 98H168V96H167ZM176 98H177V100H176ZM211 98L214 101L213 100L210 101ZM189 99H191V100L189 101ZM193 99L196 101L193 102ZM205 99H206V101H205ZM208 99L210 102H208ZM225 99H226V101H225ZM143 100H145V101H143ZM199 100H201V101H199ZM215 102H216V104H215ZM166 103H167V101H166ZM193 103L195 106L193 105ZM201 103L203 104V106ZM217 103H218V105H217ZM207 104L208 105L210 104L209 107ZM214 104H215V106H214ZM101 106L102 105L98 106L99 110H100ZM188 106L190 109H191V106H193L194 107L193 109L197 110V112H199V113H197L195 111L196 112L195 114L197 115L195 122H194L195 128L193 127L194 130L193 131L191 130V132L193 133V135H192L193 139L190 135V138L192 139V141L188 137L189 133H188V121H187L188 114L187 113L190 110L187 108ZM206 106H207V108H206ZM216 106L217 107L219 106L218 110H221V111H218L219 114H218V118H217V119L220 118L219 122H221V129H220L219 134L217 136L218 137L217 141L219 143L217 141H214L217 139V137L215 135V131L213 130L214 125L212 123V122H214L213 120H215V118L212 119L213 116L209 117L210 114L213 115L212 111L214 110L213 108H215ZM173 108H175V109H173ZM182 108H184V109H182ZM186 109H188V110H186ZM203 109L204 110L206 109V111H209V112H207V116H206V111L204 113ZM176 110H177V112H176ZM166 112H167V109H166V111H164V113H166ZM153 114H155V115H153ZM158 114L162 115L161 118L158 117V116H160ZM199 116H200V119H199ZM99 117H100V119H103L101 115ZM170 119H171V121H170ZM234 121L236 123H234ZM155 123H157V124H155ZM204 123L206 124V126ZM199 128H200V130H199ZM15 129L17 130V127H15ZM146 129L148 130V132ZM202 131H203V133H202ZM133 132L134 133L136 132L134 134L136 137V140L139 139V141L137 140L138 142L135 140L137 142L135 144L132 140L133 136H129V135H132ZM152 132H154V133H152ZM17 133L20 135H17L16 141H14V143H12L13 141L11 143L6 142V144H4L5 142H2L3 144L0 142V149L2 148L0 150V209H1L0 215L1 216L4 215L3 217H5L6 219L8 217L11 218V219L8 218V223L10 224V227L12 229V233H14V232H15L14 234L17 233L16 234L17 236L18 235L22 236V234H23V236L25 237L26 244L23 245L25 247L23 249V250H25V252L23 251L24 258H26L27 260L30 259L31 261H33L34 264H37L38 262L39 263L41 262V264H49L50 263L48 261L47 256H46V253H44L45 251H43L44 249H43L40 241L37 240L36 238H34L32 235H29L30 233L27 229V226L25 225V221H27V220L24 221V219H23V218L27 217L25 219H28V218H32L33 220L35 219L34 220L35 223L38 221L37 224L41 223L42 225H45L47 222L50 223V220L53 222L56 221L55 222L56 226L58 225V228L60 227L58 229L59 235H60V233H61V235L63 234V237H61V235H60V239L64 238L61 241H64V240L67 241L68 247L65 246V248L67 247L66 251H68L67 252L68 256H70L72 254L71 257L73 258L72 261H74V264H76V262H77V264H94V262H95V264H96L97 263L96 261L98 259L96 257L97 254L96 253L93 254V252L90 249H87L86 246H83V244L82 245L78 244L80 242L79 241L77 242L76 238L74 237L75 233H76V229H75L76 227L74 226V228H73L72 225L69 226L68 221L66 219H63L64 215L62 212H63V210L68 209V207H66L64 209L61 207V205L63 206V204L66 206L65 202L61 201L60 199L58 201H57V199H55L57 201L56 202L54 199L50 200L52 197L49 198L48 196L44 195V198H47V200H45V204H46L45 206L48 207V209L46 207L44 210L38 209V213L34 211L36 216L35 215L33 216V214H32L33 210L29 211L28 209H23L25 207L22 208L23 209L22 211H25L26 213L22 212L24 215L21 216L22 215L21 211L20 210L18 211L15 204L13 203L14 201L12 202L13 193H11V191L9 189H7L6 184L3 183V181H2V179H3L2 174H4V172L8 168L6 162L10 161V159H8V158H11L12 160H16L17 162L22 159L18 163L19 164L21 163L20 166L22 168H24L27 165V158L25 157L26 154L24 152L27 151V153H28L29 151H31V152L33 151V147H31L29 140L23 134H21L18 130H17ZM127 134L129 137H127ZM196 134L198 136H196ZM139 135H141L143 137V139H142V137L140 139ZM74 137H73V140H74ZM168 137L170 139H168ZM214 137H216V138H214ZM75 139L76 140H74V142L75 141L76 142L74 144H78L77 142L79 141V138H77V136H76ZM186 139L190 140L192 144L190 142H188V140H186ZM17 140L20 142H18ZM65 141L66 140H63V139H62V141H60V147L62 148V149L60 148V150H61L60 153L62 155L63 161L66 162V164H64V165H66V166H64V168L67 167L66 169H64L62 166V162H60V164H61L60 169L62 172V176L66 182L69 181L67 183L70 186H73V184H71L73 181V183L75 185L72 187L73 191L78 189V191L76 190L75 192H80L82 190L81 191L82 193H84L86 191L87 194H90L87 186H85L86 184L83 181L82 172L79 170V168L77 166L75 155L73 154L74 152L73 151L71 152L72 147L69 148V146H71V145L68 143H65ZM159 141H161V142H159ZM162 141L165 143H163ZM215 142L219 145V148L216 146L217 144ZM138 143L141 144L142 147H144L145 153L143 152L144 149H142V147L140 145H138ZM187 144L189 146L191 144V146H190L191 149L189 148V146ZM149 145H150V147H149ZM137 146H138V151L136 149ZM171 146H172V148H170ZM186 146H188V148ZM27 147L29 148L28 150H27ZM77 147L80 148V145L78 144ZM139 148H140V151H139ZM216 149L218 151L220 150L219 155H218V152L216 151ZM23 150H24V152H23ZM167 150L171 153L170 155H169ZM7 152H9V153H7ZM137 152L139 154H141V157L139 154H137ZM147 152H149V153H147ZM184 152L185 153L188 152L190 157L192 156V159H193L192 161L195 163V165H194L195 167L193 168L194 169L193 172L195 173V177H193L194 175L192 176L193 184H191L192 182H190V183H188L187 186L182 187V183L180 181H183V183L186 182L184 180L185 174L183 175V171H182L183 170V163H182L183 160L182 159L185 155L184 154L182 156V154ZM143 153H144V156H142ZM166 153H168V154H166ZM134 154H135V156H134ZM145 154H146V156H145ZM153 154H154V156H153ZM7 156H10V157H7ZM169 156H170V159H169ZM219 156H221V157H219ZM216 157L219 160H217ZM4 158H6V159H4ZM23 158L24 159L26 158V159L24 160ZM143 158H145V159H143ZM117 160H118V162L116 163ZM217 161L219 162V165L217 164L218 163ZM105 162H107V163H105ZM108 162L111 164H109ZM103 163H105V164H103ZM96 164H98V163H95L94 166H96ZM139 164H141L140 167L143 168L145 175L143 174V171L139 167ZM23 165H25V166L23 167ZM99 165H101V163H99ZM138 167H139V169H138ZM230 168H231L232 172L230 171ZM219 169H221L220 172H219ZM139 170H141V174H142L141 177L143 178V175H144V177H146L145 178L146 181L144 180V182L146 184L143 182V184H145V185L139 184V181L141 179L140 175H139L140 174ZM73 171H74V173H73ZM138 171H139V173H138L139 177L136 176L137 174H134V173H137ZM217 171H218V173H217ZM223 173H224V175H223ZM229 173L231 175H229ZM218 174H219L220 179H218L219 178ZM182 175L184 177H181ZM77 176H79L80 178L76 179ZM133 177H134V179H133ZM79 179H81V180L79 181ZM195 179H196V181H195ZM142 180L143 179H141V181ZM238 181H240V182H238ZM77 182L79 184L82 182L83 184L81 183L79 186V184ZM220 182L222 184H219ZM216 183L219 185L218 187L220 188V190L217 188ZM189 184L191 185V187L189 186ZM228 184H229V187H228ZM142 185H143V187H142L143 189L141 188ZM76 186H77V188H76ZM144 186H145V188H144ZM188 187H189V190H188ZM201 187H202V189H201ZM185 188H187L186 191L184 190ZM191 188H193V190ZM133 189H135V190H133ZM147 189L149 192H147ZM217 189L219 192L217 191ZM245 189L248 192H246ZM6 190H7V192H6ZM143 190H145L144 193H142ZM187 190H188V194L186 193ZM203 190H205V191H203ZM183 191H184V194H183ZM185 193L188 196H186ZM223 194H224V196H222ZM143 195H144V197H143ZM184 196L188 197V198L190 197L189 201H186V200H188V198H185ZM7 197L9 200L7 199ZM88 197H90L89 199L91 201L92 196L88 195ZM53 198H57V197H53ZM193 198H195V199H193ZM144 199H147V200H144ZM48 201L50 202L49 205H48ZM59 201L63 202V203H60ZM93 202H95L94 198H93ZM96 202L98 204H100L98 201H96ZM125 202L126 203L130 202V205L126 206ZM143 202H144V204H142ZM90 203H91V207L94 209L95 203H92V201ZM97 203H96V207H98L97 209L100 210V211L98 210V213L99 212L102 213L101 210L104 208L103 207L99 208V205ZM244 203L245 204L247 203V205H249V207L247 205H245ZM11 204H12V206H11ZM165 204H167V205H165ZM238 204H236V205H238ZM57 205H58V207H57ZM187 205H188V207H187ZM227 205H228V207H227ZM96 207H95V210L97 211ZM133 207H132V209H133ZM167 207L169 208L168 212L170 211L171 213L169 212L167 214V209H168ZM247 207L250 209H248ZM5 208H7V209H5ZM141 209H142V211H141ZM204 209H205V211H204ZM3 210H5V211H3ZM45 210H47L46 215L44 214ZM186 210H187L188 214L186 213ZM244 210H246V211H244ZM8 212H10V213H8ZM40 212H42V213H40ZM103 212H105V210H103ZM101 213H99L100 214L99 216L101 217L103 215L105 217V214L102 213V215H101ZM166 214L170 215V217H168ZM207 214L208 215L210 214V215L208 216ZM241 214H242V216H241ZM164 215H166L168 217V218H166L167 221H165V222H164V220H165ZM189 215H190V217H189ZM28 216H31V217H28ZM39 216H41V218H36ZM46 217H47V219H46ZM131 217L133 218V216H131ZM173 217H174V219L169 220V218H173ZM15 218L17 219L16 221H15ZM19 218H21L23 220H20ZM42 218H43V220H41ZM49 218H51V219H49ZM12 219H14L15 223L12 222ZM207 219H209V220H207ZM216 219H218L217 220L218 223L219 222H221V223L217 224ZM9 220H10V222H9ZM19 220H20V222H19ZM65 220L67 221V223ZM168 220L171 222L173 221V222L171 223ZM21 221L24 223H21ZM102 221L104 222L103 223L104 226H106L105 220L101 219V222ZM174 221H175V224H174ZM11 222H12V224H11ZM113 222L111 223V225L113 224ZM188 222H189V224H188ZM162 223L164 224V226ZM214 223H216V224H214ZM116 224H117V226H116ZM167 224H169L170 226H168ZM21 225H22V227H21ZM120 225L122 227H120ZM220 225H222V226L224 225V227H223L224 230L221 229L222 226H220ZM71 226H72V228H71ZM208 226H210V227H208ZM213 226L214 227L216 226V228H218L217 229L218 232L212 230L211 227H213ZM218 226H220L221 228ZM127 227L129 228L128 225L126 226V228ZM246 227L249 230L246 229ZM118 228L122 232L125 231L126 235L128 237L126 235H124L125 232L122 233V232H119V230L115 231ZM203 228L204 227H202V229ZM73 229L75 232L72 231ZM123 229H125V230H123ZM147 229H145V227H144L143 230L146 232ZM219 229H221V231ZM130 230H132V229L130 228ZM130 230H128V231H130ZM135 230H137V228H134V231L132 230V232H134L133 234H135ZM24 231L26 232V234H24L25 233ZM160 231H162V234ZM207 231H209V232H207ZM248 231H251V233H253V234H251ZM215 232H216V234H218L219 237L215 234ZM27 233H29V234H27ZM187 234H188V237H187ZM137 235H138L137 237H140L139 234H137ZM210 235L214 239H212L210 237ZM135 236H136V234L134 235V237ZM214 236H216V237H214ZM27 237H29V238H27ZM243 237H246V238H243ZM129 238H131L130 241H129ZM140 238H138V239H140ZM158 238H160V240ZM207 238H208L207 241H209V239L211 238L213 240V243H210L211 240L207 243V241H206ZM215 238H217V239H215ZM135 239H136V237H135ZM138 239H136V240H138ZM155 239H156V241H155ZM219 239L222 242L218 241ZM214 240L218 244L215 243ZM0 241H1L0 242V249L4 250V247H5L4 243L5 242L7 243V239H6V235L1 233V231H0ZM154 241L156 244L154 243ZM223 241L225 244H223ZM117 242H120V241L118 240ZM137 242H139V240ZM140 242H139L140 244L143 243L142 240ZM245 242H247L246 245H244ZM109 243H111V242H109ZM130 243H128L129 246H130ZM125 244L128 245L127 243H125ZM138 244L136 246H138ZM140 244L137 248H135L137 252H138V250H140V247H141ZM64 245H66V244H64ZM108 245H111V244H108ZM221 245H222V248H221ZM203 246H204L203 252L205 251V253H207L206 250L210 249V247L208 246V248L205 250V245H203ZM131 247H132V245H131ZM109 248H110V246H109ZM109 248H107V245H106L105 250L107 251ZM132 248L134 250V247H132ZM261 249H263V250H261ZM89 250L91 252H89ZM207 251H209V250H207ZM262 251H263V253H262ZM3 252H5V251H3ZM3 252H1L0 254H2ZM245 252L247 255H244ZM134 253H136V252H134ZM160 253H162L161 254L162 256L160 255ZM184 253L182 252V254H184ZM138 254L141 255V251H139L135 255L139 256ZM186 254L184 255L183 258H185ZM94 255H95L96 259H95ZM248 255H249V257H247ZM261 255H262V257H261ZM30 256H31V258H30ZM2 257L6 260L8 259V258H6V252H5V255L3 253ZM32 257H33V259H32ZM138 258L140 259V261L138 260ZM242 258L243 257L239 258V261H238L239 263H237V264H241L244 261ZM259 258L260 259L262 258L263 261H262V259L260 260ZM135 259L138 260L137 261L138 263L140 262L139 264H143L144 257L142 259L139 256V257H136ZM141 259H142V262H141ZM240 259H241V261L243 260L241 263H240ZM247 261H248V263H247ZM144 262L147 263L146 261H144ZM260 262H262V263H260ZM242 264H244V263H242Z\"/></svg>",
	"mask_w": 264,
	"mask_h": 264
}]
</instances>
